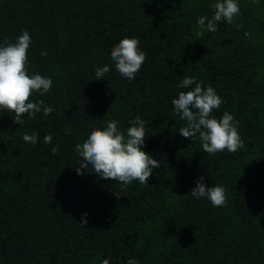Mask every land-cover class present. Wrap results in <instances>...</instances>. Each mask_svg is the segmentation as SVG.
Wrapping results in <instances>:
<instances>
[{"label":"trees","instance_id":"obj_1","mask_svg":"<svg viewBox=\"0 0 264 264\" xmlns=\"http://www.w3.org/2000/svg\"><path fill=\"white\" fill-rule=\"evenodd\" d=\"M216 2L0 0V46L30 33L27 71L53 81L30 102L54 109L22 126L0 111V264H264V0H238L234 24L202 31ZM124 37L147 54L133 80L111 58ZM185 76L222 97L212 115L234 116L242 148L208 154L179 134L172 100L195 87H178ZM136 116L160 161L147 184L77 174L76 144L112 120L126 133ZM34 133L36 144L23 141ZM201 176L226 189V206L189 194Z\"/></svg>","mask_w":264,"mask_h":264},{"label":"clouds","instance_id":"obj_2","mask_svg":"<svg viewBox=\"0 0 264 264\" xmlns=\"http://www.w3.org/2000/svg\"><path fill=\"white\" fill-rule=\"evenodd\" d=\"M214 15L211 18L200 16L197 24L202 31L215 32L219 22L234 24L235 18L240 15L238 0H217L212 5ZM236 28L241 25L236 24ZM201 35L202 32H198ZM31 44V35L24 30L15 43L5 41L0 46V111L14 113L13 123L22 126L27 114L35 118L36 113L43 112L50 115L54 109L43 100L30 102L34 92L44 95L48 93L53 81L50 77L41 74L30 75L27 71V50ZM139 40L135 37L122 38L112 49L111 58L115 62L118 73L133 80L141 69L146 59V52L140 49ZM110 71L107 64L95 69L96 79H103ZM194 88L180 91L177 98L172 100L175 113L180 119L186 121V126L179 127V134L190 139L198 137L202 144L203 152L216 154L225 149L235 153L244 146L238 131V121L229 112L225 111L218 119L212 115L219 109L223 99L211 86L204 87L197 82L194 76H185L178 87ZM145 121L136 116L131 121V126L126 133L118 129V122L109 121L103 129L93 128L84 142L75 145V150L80 159L75 168L77 174L95 173L100 178L118 181L122 185H129L134 180L147 184L154 169H159L160 161L143 150L145 143ZM23 141L36 144L38 134H25ZM44 143L51 144L52 136L45 135ZM53 155H58L59 145L51 148ZM195 199H208L214 207L226 206V189L221 185L207 186L201 176L196 181V186L189 192ZM87 213L82 215L80 223L86 225ZM102 264H109L107 259ZM127 264H139L138 260L129 259Z\"/></svg>","mask_w":264,"mask_h":264},{"label":"rangeland","instance_id":"obj_3","mask_svg":"<svg viewBox=\"0 0 264 264\" xmlns=\"http://www.w3.org/2000/svg\"><path fill=\"white\" fill-rule=\"evenodd\" d=\"M114 195H117V194H114ZM110 197H108V199H109Z\"/></svg>","mask_w":264,"mask_h":264}]
</instances>
